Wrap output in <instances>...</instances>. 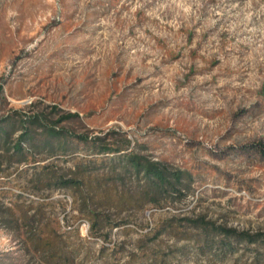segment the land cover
I'll return each mask as SVG.
<instances>
[{
	"label": "rangeland",
	"instance_id": "rangeland-1",
	"mask_svg": "<svg viewBox=\"0 0 264 264\" xmlns=\"http://www.w3.org/2000/svg\"><path fill=\"white\" fill-rule=\"evenodd\" d=\"M0 86L13 138L36 117L70 137L126 138L189 178L161 207L128 210L127 235L109 237L123 242L116 259L98 254L68 193H49L45 217L77 227L85 264H264V237L245 240L264 236V0H0ZM65 114L78 117L56 123ZM85 154L79 143L55 158ZM33 165L0 177L4 206L42 197L26 183ZM5 222L0 264H34ZM169 224L186 228L160 233L144 261L138 239Z\"/></svg>",
	"mask_w": 264,
	"mask_h": 264
},
{
	"label": "trees",
	"instance_id": "trees-1",
	"mask_svg": "<svg viewBox=\"0 0 264 264\" xmlns=\"http://www.w3.org/2000/svg\"><path fill=\"white\" fill-rule=\"evenodd\" d=\"M71 117L78 116L61 115L56 123ZM38 120L33 117L29 121H22L15 138L14 122H10L7 117L0 121V177H8L11 167L34 164L26 183L34 193L42 196L30 202L26 210L21 209L20 205L23 204H18L19 196H14L5 206L0 202V217H6V228L21 236L20 248L27 255L29 263L85 264L90 254L89 251L81 250L84 239L79 236L77 227L72 229L66 227L62 219L58 222L45 217L46 208L52 202L47 200L49 193H68L72 209L78 214L73 219L85 220L88 223L87 236L100 241L98 254L104 258L109 252L116 259L123 252V242L110 245L109 237L113 229L121 227V232L127 235L126 225L130 221L128 210L135 208L142 213L148 206L161 207L173 194L181 195L184 181H189L183 172L171 170L161 162L131 149V142L126 138L114 143L110 142L106 134H78L70 137V133L56 126L39 125ZM79 143L85 149L83 157L72 158L69 165L66 159L61 162L56 160L55 157L65 155ZM259 152L264 158V147ZM43 156L47 159H42ZM4 193L0 189V197ZM42 193L48 194L43 196ZM166 220L172 222L176 219L170 217ZM179 220L190 221L188 218ZM190 227L225 230L207 225ZM184 228L173 224L157 226L151 236L139 238L138 248L142 245L139 251L146 255L143 260L150 258V245H154L160 233L169 231L177 235ZM258 237L264 236H248L245 238L246 243L256 244Z\"/></svg>",
	"mask_w": 264,
	"mask_h": 264
}]
</instances>
